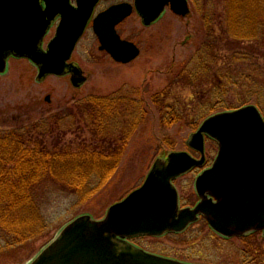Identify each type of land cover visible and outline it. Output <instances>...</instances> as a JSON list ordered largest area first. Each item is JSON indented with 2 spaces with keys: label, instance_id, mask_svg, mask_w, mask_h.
<instances>
[{
  "label": "rangeland",
  "instance_id": "374dc122",
  "mask_svg": "<svg viewBox=\"0 0 264 264\" xmlns=\"http://www.w3.org/2000/svg\"><path fill=\"white\" fill-rule=\"evenodd\" d=\"M234 1L240 8L233 10L232 0H188L186 17L166 11L150 28L132 15L117 29L122 39L140 49L138 58L128 65L117 64L99 51L89 28L71 59L87 78L79 89L72 87L69 76H50L37 83L36 69L28 61H9L7 73L0 77L1 133L49 126L52 129L45 135L37 132L34 137L43 138L49 147L60 144L74 150L95 137L73 105L87 97L117 92L142 99L145 117L111 179L86 203L76 205L75 196L49 180L34 188L39 217L46 226L32 240L13 247L0 231V264H28L79 216L102 219L112 205L142 185L156 159L172 152L198 158L186 142L207 117L245 105L256 106L264 116V0ZM236 11L244 22L231 20ZM53 35L54 29L44 46ZM70 109L77 120L66 119ZM167 119L175 123L168 126ZM216 153V144L207 140L205 158L211 161ZM195 175L189 173L174 183L184 208L197 202ZM134 243L147 252L190 264H237L234 241L224 244L221 253L219 240L203 220L180 235L141 238ZM252 245L261 249L264 241L255 239ZM261 260L264 257L255 255V264H264Z\"/></svg>",
  "mask_w": 264,
  "mask_h": 264
},
{
  "label": "water",
  "instance_id": "95a60500",
  "mask_svg": "<svg viewBox=\"0 0 264 264\" xmlns=\"http://www.w3.org/2000/svg\"><path fill=\"white\" fill-rule=\"evenodd\" d=\"M76 1L74 7L69 0H0V76L6 74L9 59H24L37 69V83L70 75L71 85L82 87L86 78L69 61L100 0ZM133 2L112 6L93 21L99 51L124 65L134 61L139 50L122 41L115 28L133 11L145 27L157 22L167 7L181 17L189 14L187 0ZM57 19L55 35L44 48V38ZM205 138L217 144L218 154L195 180L198 204L180 209L173 182L203 165ZM186 146L200 160L187 152L156 159L143 184L111 206L103 219L75 218L28 264H185L147 253L129 240L180 234L199 217L227 238L264 231V121L259 111L246 106L210 116Z\"/></svg>",
  "mask_w": 264,
  "mask_h": 264
},
{
  "label": "trees",
  "instance_id": "16d2710c",
  "mask_svg": "<svg viewBox=\"0 0 264 264\" xmlns=\"http://www.w3.org/2000/svg\"><path fill=\"white\" fill-rule=\"evenodd\" d=\"M238 5L240 8L241 4L232 0L233 10ZM231 15L235 22L245 21L237 11ZM73 107L95 137L90 143L83 141L74 150L60 144L49 147L43 138L34 137L33 133L37 132L45 135L52 129L49 126L27 129L24 133L0 132V231L9 246L32 240L46 226L35 203L36 186L52 181L75 196L76 205L86 203L111 179L127 143L145 117L142 99L124 97L119 92L106 97H87ZM76 118L70 109L66 119ZM174 123L167 119L168 126Z\"/></svg>",
  "mask_w": 264,
  "mask_h": 264
},
{
  "label": "flooded vegetation",
  "instance_id": "af4514ba",
  "mask_svg": "<svg viewBox=\"0 0 264 264\" xmlns=\"http://www.w3.org/2000/svg\"><path fill=\"white\" fill-rule=\"evenodd\" d=\"M76 0H69V3L70 5L72 6H76ZM133 0H100L98 2V4L95 6L94 8V11H93V14H92V17L85 29V32L90 28L91 31L93 30V21L94 19L102 12H104L105 10H107L108 8L112 7V6H116V5H119V4H130V5H133ZM107 4V5H105ZM166 11H170L169 9H166ZM165 11V13H166ZM135 11L132 12V14L134 15ZM171 12V11H170ZM165 13L162 15V17L156 22L154 23L153 25L151 26H154L155 24H157L165 15ZM140 19V18H139ZM126 20H124L122 23H120L116 28H115V31H116V34L120 37V39L123 41L124 39L121 38L120 34L118 33V28L119 26H121ZM140 22H141V19H140ZM59 23V19H57L50 30L54 29V31L56 30V27ZM142 24V23H141ZM150 26V27H151ZM150 27H147V28H150ZM93 33V32H92ZM127 41V40H125ZM139 49V48H138ZM140 50V49H139ZM108 55V54H107ZM109 56V55H108ZM110 57V56H109ZM246 106H250V105H245V106H241L237 109H232V110H225V111H222V112H232V111H235V110H239L243 107H246ZM254 106V105H253ZM260 113V115L262 116V119L264 121V116L263 114L261 113V111L256 107L254 106ZM217 146V145H216ZM218 154V146H217V153L214 157V159L216 158ZM195 158V157H194ZM195 159H200V157L198 158H195ZM214 159L209 161L207 158H205V161L203 163L202 166L200 167H197L195 169H193L191 173H196L195 175V178L201 174L202 172H204L205 170L211 168L212 166V163L214 162ZM215 203L216 201L213 200ZM198 203V199H197V202L193 205H191V207H185V208H190L192 209L194 206H196V204ZM180 207L183 209L184 207H182V204H181V200H180ZM200 220H203L205 222V220L203 218H200ZM198 221V222H199ZM190 228V227H189ZM188 228V229H189ZM187 229V230H188ZM186 230V231H187ZM215 236L217 237V239L219 240V243H220V248L222 249L221 253L223 252V246L224 244L226 243H229V242H233L235 243L234 245V248H233V254L234 252H237L235 253V259L234 261H237V264H255V255H257L258 257L260 258H263L264 257V247H262L261 249H256L255 247H253L252 245V242L255 240V239H259L261 241H264V231L260 230V231H250V232H247V233H244L243 235H240V236H237V237H232V238H227V237H224L222 235H219V234H215ZM141 238H136V239H131L129 242L133 245H135L136 247L140 248L139 246H137L134 242L139 240ZM241 244L244 246V248H241ZM146 251V250H145ZM150 253V252H149ZM154 254V253H152ZM157 255V254H156ZM159 256H162V257H166V258H170V257H167V256H163V255H159ZM171 259H175V258H171ZM178 260V259H176ZM178 261H181V260H178ZM263 261V260H261ZM181 262H184V261H181ZM187 263V262H186ZM264 263V261H263ZM261 264V263H259Z\"/></svg>",
  "mask_w": 264,
  "mask_h": 264
}]
</instances>
